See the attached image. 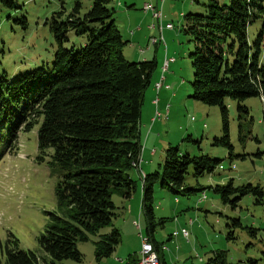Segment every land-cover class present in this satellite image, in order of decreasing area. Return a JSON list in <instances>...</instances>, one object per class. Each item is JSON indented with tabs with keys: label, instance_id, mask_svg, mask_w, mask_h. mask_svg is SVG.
Returning <instances> with one entry per match:
<instances>
[{
	"label": "trees",
	"instance_id": "trees-1",
	"mask_svg": "<svg viewBox=\"0 0 264 264\" xmlns=\"http://www.w3.org/2000/svg\"><path fill=\"white\" fill-rule=\"evenodd\" d=\"M109 2L90 0L89 9L81 13L76 0L63 19L49 23L56 44L50 68L37 67L10 80L0 76V127L7 129V143L13 146L20 130L39 124L37 150L45 154L51 148V164L61 170L55 195L62 215L51 214V221L37 237L50 256L44 264L62 259L80 261L82 254L76 242L86 241L88 234L112 224V192L118 190L127 199L136 187L130 174L140 158L141 106L156 60L129 61L124 57L126 40L116 25L114 8L107 6ZM0 3L18 7L16 0ZM204 8L205 13L189 11L183 16L194 43L189 53L193 70L189 97L218 106L221 135L214 137L213 143L226 146L231 158L224 98L236 101L239 119L248 116L244 99L257 96L264 105V0H206ZM257 20L261 27L252 37L248 28ZM21 22L25 25V18ZM69 32L84 36V43L77 48L64 47ZM220 161L205 154H181L177 146L169 145L160 171L143 176L145 235L159 264L163 263L160 243L154 238V184L158 182L160 187L184 195L203 190L183 186L188 166L192 165L194 175L200 176L212 172ZM212 189L224 203L233 204L247 194L256 196L259 203L264 194L258 184L233 186L231 179ZM232 193L235 195L230 199ZM232 224L242 227L238 219ZM252 231L255 228H250ZM175 232L172 234L177 235ZM228 238L233 239L231 233ZM119 242L116 228L102 234L94 241L95 260L110 256ZM2 251L5 264H38L33 251L17 248L16 238L7 239ZM136 259L132 253L125 264H133ZM199 261L190 264H239L228 263L222 250Z\"/></svg>",
	"mask_w": 264,
	"mask_h": 264
},
{
	"label": "rangeland",
	"instance_id": "rangeland-1",
	"mask_svg": "<svg viewBox=\"0 0 264 264\" xmlns=\"http://www.w3.org/2000/svg\"><path fill=\"white\" fill-rule=\"evenodd\" d=\"M75 1L16 0L17 8H9L0 3L1 77L10 80L37 67H51L56 44L49 23L53 19H63ZM78 1L81 13L86 12L90 0ZM129 1L110 0L107 5L114 8L115 22L122 38L127 40L122 48L124 57L129 61L155 58L156 68L152 77L160 76L165 53L167 57H173L163 72V83L169 85L177 96L175 101L169 102L168 115L166 109L165 113L159 111L162 118L167 116L160 121L164 125L159 138L164 142L168 139L170 144L164 145L159 141L160 145L177 146L181 154H205L221 160L212 172L200 176L194 175L192 165L188 166L183 186L196 190L202 187L203 190L184 195L172 193L160 187L158 182L154 184V238L160 243L166 264H177V259H181L184 264L200 263L199 260L205 261L217 250L225 252L228 263L263 264L264 194L259 198V203L255 201L256 196L247 194L233 204L224 203L219 193L212 189L215 184L223 185L231 179L233 186L258 184L264 192L262 100L257 96L244 99L242 104L248 108V116L239 119L236 101L228 96L224 98L228 109L229 142L232 146V156L229 158L226 146L213 143L214 137L221 135L218 106L207 105L189 97L193 80L189 57L194 47L193 35L186 31V23L179 15V8L175 6L181 2L194 4L199 7L196 13H205L206 0H164L163 11H166L174 27L172 25V31L163 33L164 43L158 44L150 42L152 36H157V32L147 28L151 18L149 20L147 13L138 4L129 10L132 13L129 16L131 19L128 18L124 9H127L125 6ZM60 11L64 13L59 16ZM22 18H25V25L21 22ZM130 21L132 24L129 26ZM137 26L139 36L128 38V32ZM260 27L261 21L257 20L249 26L248 32L254 37ZM67 37L68 41L63 44L66 48H77L85 41L84 36L71 32ZM130 42L135 50L142 48L143 52L137 54L135 51L134 56H131ZM38 125L35 124L30 130H20L11 147L7 143V129L0 127V264H5L2 245L12 238H16L17 248L33 251L38 256V264L50 260V256L38 244L37 237L51 221V214L62 215L55 195L61 170L51 164V148H47L45 154L37 150ZM234 195L230 194L229 198L233 199ZM111 200L115 206L112 224L94 234H88V240L76 242L82 254L81 260L62 259L55 261V264H125L123 261L128 255L138 252L141 244L139 233L145 234L138 185L127 199L122 198L118 190H114ZM233 219H238L242 227L232 224ZM182 227L188 232L187 239L183 237ZM112 228L118 230L120 242L110 256L96 261L94 241ZM250 228H255V231L250 232ZM174 231L177 235H173ZM229 233L233 239L228 238ZM175 257L176 260H173Z\"/></svg>",
	"mask_w": 264,
	"mask_h": 264
},
{
	"label": "crops",
	"instance_id": "crops-1",
	"mask_svg": "<svg viewBox=\"0 0 264 264\" xmlns=\"http://www.w3.org/2000/svg\"><path fill=\"white\" fill-rule=\"evenodd\" d=\"M165 1L164 0L162 1V6H161V11H162V16H163L162 20H163V22H171L168 19V14L166 13V11H163ZM144 2H151L153 4V6H155L156 8L160 4V0H130L128 2V4L125 6L127 9H124V11L128 15L129 19H131L129 16H130V13H132V11H129V10L134 8L137 4H138V6H140L142 8ZM190 2H193V1L190 0ZM169 4H170V2H169ZM175 6H176V8H179V15L182 18L184 16V14H186V12H189V11L197 12V11H199L198 5H194V4L186 5V3L181 2L179 4H175ZM142 10H143V8H142ZM145 12L147 13L146 15L149 17V20L151 18V21L149 24L153 23L155 21V19L152 17L151 12L150 11H145ZM134 20L135 19L133 18V21ZM182 20L184 21V18ZM131 24H132V22L130 21L129 26ZM149 24L147 25V28H148ZM116 25L119 29L118 24H116ZM154 30H155V32H157V36H159V31L157 29H154ZM138 31H139V26H137L134 30L132 29L131 32H128V34L130 33V36L128 38L135 37V35L139 36V34H137ZM169 31H172V29L171 30L163 29L162 35L164 32L168 33ZM129 47H130L129 49L131 51V56H134L135 51L137 54L143 52L142 48H138L135 50V47L133 46L132 42L129 43ZM132 49H133V52H132ZM165 57H167L166 53H165L164 59H165ZM164 59L162 60L161 65H163ZM169 64H168V67H169ZM161 69H162V66H161ZM161 75H162V71H161L160 76L157 75L156 77L151 78V83L148 86V88L145 90L144 98H143L142 106H141L139 138H140V142L143 145L141 147L140 160L137 163V165L133 168V170L131 171V174H130L131 177L135 180V185L136 186L138 185L139 192L141 194H142L141 185H142L143 176L147 173H150V172H153L155 170L160 169V166H161L163 159H164V150L166 148L164 145L170 144L168 139H167V142H164L163 139L159 138L161 136L160 131H162V128L164 125L160 121L164 120L167 116L165 118L163 117L161 119H152L155 109H158L162 113L166 112L165 111V109H166V110H168V112H167V115H168L169 111H170L169 102L175 101V97L177 96V94L174 91L170 90L171 87L169 85H167L168 87H165L166 85H164V83H163V81H165L164 75H163L164 78L162 80V86L158 90L156 89L155 84H156V82L159 81ZM176 86H178V84ZM162 90L164 92L161 93ZM169 90H170V92H169ZM155 98H157L156 104L153 102V100ZM166 105L169 107L166 108ZM159 141H162L164 145L161 146ZM135 189H136V187H135ZM140 234H142V233H139V237H140ZM138 252H139V250H138ZM138 252L135 253L136 256H137ZM159 255H161L160 261L163 264H166V261L164 259V254L161 251V247H159ZM176 258L177 257H175L173 260H176ZM117 260L122 261V259H117ZM126 262H127V258H125L123 263H126ZM177 262H178L177 264H184V263H182L181 259H177Z\"/></svg>",
	"mask_w": 264,
	"mask_h": 264
},
{
	"label": "built area",
	"instance_id": "built-area-1",
	"mask_svg": "<svg viewBox=\"0 0 264 264\" xmlns=\"http://www.w3.org/2000/svg\"><path fill=\"white\" fill-rule=\"evenodd\" d=\"M162 1L163 0H160V4L157 8L155 6H153V4L151 2H144L143 6H142L144 11H151L153 18L155 19V21L153 23L149 24L148 27L150 29H157L159 31V36H152L151 37L150 42L152 44H158L160 42L164 43L162 30L163 29H169V30L172 29V22H163V20H162V18H163L162 11H161ZM172 58L173 57H171V58L165 57V59H164V62L162 65V75H161L159 81L156 82V84H155V87L157 90L162 86L163 72L165 70H167L168 64L170 63ZM153 102L156 104L157 98H155L153 100ZM161 118H162V116L160 115L159 110L155 109L152 119H161ZM202 197H205V195L203 194ZM140 239H141L140 249H139V252L137 254V259L133 264H157L152 257V253H150L151 241L148 238V236L145 234H140Z\"/></svg>",
	"mask_w": 264,
	"mask_h": 264
},
{
	"label": "bare ground",
	"instance_id": "bare-ground-1",
	"mask_svg": "<svg viewBox=\"0 0 264 264\" xmlns=\"http://www.w3.org/2000/svg\"><path fill=\"white\" fill-rule=\"evenodd\" d=\"M164 78V77H163ZM167 86V85H166ZM165 86V87H166ZM169 107V106H168ZM168 111V110H167ZM202 199V197H200L199 198V200H201ZM182 231V234H183V237H188V232H187V230L186 229H182L181 230ZM155 250V249H154ZM153 250V248H152V245L150 244V253H152V257H153V259H154V261L157 263V264H159V262H158V258H157V254L155 253V251Z\"/></svg>",
	"mask_w": 264,
	"mask_h": 264
}]
</instances>
